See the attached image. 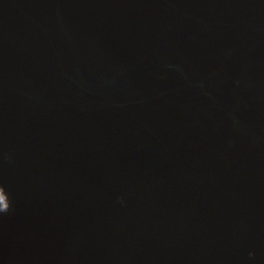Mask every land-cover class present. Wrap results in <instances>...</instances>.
<instances>
[{
	"label": "water",
	"instance_id": "95a60500",
	"mask_svg": "<svg viewBox=\"0 0 264 264\" xmlns=\"http://www.w3.org/2000/svg\"><path fill=\"white\" fill-rule=\"evenodd\" d=\"M0 264H264V0H0Z\"/></svg>",
	"mask_w": 264,
	"mask_h": 264
}]
</instances>
